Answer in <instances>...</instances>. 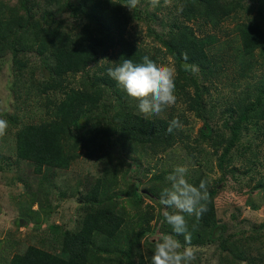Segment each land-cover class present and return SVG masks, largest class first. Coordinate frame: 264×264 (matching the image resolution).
<instances>
[{
    "label": "trees",
    "instance_id": "obj_1",
    "mask_svg": "<svg viewBox=\"0 0 264 264\" xmlns=\"http://www.w3.org/2000/svg\"><path fill=\"white\" fill-rule=\"evenodd\" d=\"M171 3L173 10L166 8L173 18L167 26L168 33L157 39L166 55L174 61L178 73L193 77L197 71L210 85H215L214 81L225 74L224 66L229 64L234 66V72L237 73L234 80L249 81L246 92L234 100L235 105L228 110V119L225 118L223 122L228 136L215 133L207 121L210 117L205 118L207 111L203 93L194 79H189V84L195 88L194 95L184 93L190 101L189 109L205 122L200 129V141L210 144L216 153L221 150L217 162L218 167L223 169L225 164L231 163L232 150L251 123L256 124L259 131H264V125H261L264 122V72L261 71L260 76L254 73V70H259L256 67L259 63H255L256 54L264 58V0H171ZM124 4L125 0H45L41 17L37 16V5L33 0H20L17 8L7 7L3 11L0 6V59L10 55L16 65L20 63L19 55L27 51L50 57L49 71L53 77L50 83L41 84V93L55 91L60 96L51 102V120L23 125L15 134L16 160L29 162L35 174L40 175L43 170L50 169L68 170L79 158L81 149L78 150V145L82 141L89 144L96 140L103 142L116 138L124 156L130 151L146 158L149 153L163 152L183 138L180 129H174L172 133L166 131L173 117L169 121L157 116L141 117L129 109L127 96L112 80L103 77L93 80L91 77V84H82L80 88L70 87L65 80L68 75L76 74L89 65L97 67L102 58L108 59L107 63L101 64L106 67H114L111 62L120 63L123 59L138 63L144 55H149L158 63L155 54L161 52L160 49L151 53L129 36L131 18ZM181 8L183 11H178ZM174 10L178 11V15ZM57 13H69L78 20L77 29L71 31L63 27L62 21L55 20ZM241 16L244 18L237 21L234 28L235 37L229 40L220 38L218 32L221 31V25ZM184 53L188 57L187 63L192 66L188 71L182 67L181 54ZM252 69L255 75L249 74ZM106 70L102 69L104 73ZM251 77L255 78L254 83H250ZM184 81L185 84L188 82L186 77ZM177 86L183 87L180 82H177ZM205 91H208L207 88ZM105 95L116 98V108L111 117H104V107L100 105ZM98 110L102 114L99 115ZM221 115L223 118L224 112ZM72 129L77 134L73 135ZM81 146L85 149L82 143ZM189 156L194 158L192 152ZM196 167L198 165L189 168L186 179L194 186L206 180L208 200L207 211L198 222L195 218L186 217L191 245L203 246L220 240L219 248L225 264H264L261 249L253 250L257 253L255 255L242 239L225 236V228L217 219L214 205L217 189L210 187L200 167L198 171H193ZM100 183L98 179L91 193L86 194L82 201L86 210L79 230L75 233L63 232V246L59 255L29 246L23 253L12 256L7 264H94L97 260L93 249L96 243L107 248L100 246L97 249L100 252H117V259H112L111 263L124 264L120 257L131 256L129 245L120 246V227L124 219L109 205L111 197L105 201L99 200ZM259 186L264 188V183L261 182ZM150 190L159 199L161 192ZM159 219L162 223L163 215ZM138 226L133 242L140 240L146 233L144 225ZM161 233H171L170 226L162 223ZM177 239L184 243L183 236ZM244 240L253 241L250 238Z\"/></svg>",
    "mask_w": 264,
    "mask_h": 264
},
{
    "label": "rangeland",
    "instance_id": "obj_2",
    "mask_svg": "<svg viewBox=\"0 0 264 264\" xmlns=\"http://www.w3.org/2000/svg\"><path fill=\"white\" fill-rule=\"evenodd\" d=\"M19 1L0 0V6L3 7L1 11L7 7L17 8ZM33 1L37 5V16L41 17L45 0ZM172 5L170 3L153 9L147 5V0H141L137 8L132 11L128 9L131 18L129 36L151 53L160 49L161 52L155 54L159 59L158 63L169 66L175 63L166 55L157 38L168 33L167 26L173 18L166 8L173 10ZM174 13L178 15V11L174 10ZM243 18L244 16L235 17L223 23L218 32L220 38H234L236 22ZM55 20L62 21L63 27L71 31L76 30L79 25V21L69 13H57ZM19 59L21 65H14L10 55L0 59V118L6 119L9 124L6 135L0 138V264H7L12 256L23 253L29 246L59 255L63 246V232L75 233L79 230L86 210L82 201L86 194L91 193L98 179L101 180L98 185V191H101L99 200L105 201L111 197L109 205L124 219V224L120 227V246L129 245L131 256L120 259H123L124 264H149L154 242L162 234L159 219L162 216V206L149 191L156 189L162 192L168 187L167 177L177 166H187L190 170L194 165L200 167L199 170L209 181L210 187L217 189L214 205L217 219L225 228V236L242 239L252 251L261 249L264 259V188L259 186L261 182L264 183V131H259L256 124L251 123L233 148L231 163L220 169L217 158L221 150L216 153L214 147L200 141V129L205 122L195 115V111L189 109L190 101L184 95L186 92L194 95L195 88L189 84V79H194L199 91L203 93L207 111L205 118L210 117L207 121L215 133L228 136L229 132L223 128V122L228 117V110L235 105L234 100L242 92H246L249 84L247 79H241V82L234 80L237 77L234 66L225 63V74L214 81L215 85H210L197 71L193 77L190 74L180 75L175 65L177 103L166 108L157 117L168 121L171 117L179 118L183 124L180 130L184 136L163 152H152L143 158L141 154L129 151L124 156L116 138L103 142L96 140L89 144L82 141L85 149L79 143V158L68 170H43L38 175L29 162L16 160L15 134L23 125L51 120V102L58 100L60 96L55 91L41 93V84L52 81L50 57L45 58L36 52L27 51L22 52ZM255 60L256 64L259 63L256 65L259 70H254V73L260 76L261 71L264 72V58L257 53ZM235 61L237 62L236 59ZM107 62V58H102L97 67L89 65L76 74L68 75L65 80L73 88H80L82 84L88 85L89 82L91 84V77L93 80L100 77L111 80L102 71L108 67L101 64ZM254 73L252 69L249 74ZM185 77L188 80L186 84ZM251 78L250 83H254L255 78ZM177 82L184 88H178ZM115 101L116 98L111 95H105L101 99L104 117L112 116V111L116 108ZM128 108L137 113L135 103L129 102ZM223 112L224 116L221 118ZM98 113L102 114L100 110ZM71 131L73 135L77 134L75 130ZM67 141L71 142V139ZM190 152L194 154V158L189 156ZM198 167L193 171H198ZM169 211L174 212L175 209ZM21 221L25 223L22 224ZM140 224L144 225L146 233L140 240L133 242ZM247 238L253 241L244 240ZM219 242L217 240L203 246H192L197 255L194 264H225ZM100 246L102 247L96 243V248L93 247L97 259L94 264H116L111 263V260L117 259V252H100L97 250ZM253 253L257 255L254 251Z\"/></svg>",
    "mask_w": 264,
    "mask_h": 264
},
{
    "label": "clouds",
    "instance_id": "obj_3",
    "mask_svg": "<svg viewBox=\"0 0 264 264\" xmlns=\"http://www.w3.org/2000/svg\"><path fill=\"white\" fill-rule=\"evenodd\" d=\"M140 3L141 0H125L124 7L132 11ZM170 3L171 0H163V5L161 0H147V5L153 9ZM178 11L182 12L183 9ZM181 60L183 70H190L192 66L187 63L186 53L181 54ZM112 64L115 66L107 68V76L125 93L129 102L135 103L137 114L141 117L158 116L177 103L175 65L157 63L149 55H144L138 63L123 59L120 63ZM8 127V121L0 118V138L6 135ZM180 128H183V124L179 118H173L166 131L172 133ZM187 173V166H177L167 177L169 186L160 193L158 203L162 206V223L170 226L171 233L161 234L155 240L149 264H194L197 259L191 245L187 218H195L198 222L206 213L207 181L201 180L199 186H194L186 179ZM169 209H175V212ZM179 236L184 237L183 244L177 239Z\"/></svg>",
    "mask_w": 264,
    "mask_h": 264
}]
</instances>
